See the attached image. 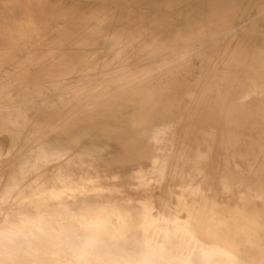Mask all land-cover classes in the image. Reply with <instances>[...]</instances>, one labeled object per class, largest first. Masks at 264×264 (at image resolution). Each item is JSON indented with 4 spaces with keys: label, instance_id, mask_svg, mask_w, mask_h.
Wrapping results in <instances>:
<instances>
[{
    "label": "bare ground",
    "instance_id": "bare-ground-1",
    "mask_svg": "<svg viewBox=\"0 0 264 264\" xmlns=\"http://www.w3.org/2000/svg\"><path fill=\"white\" fill-rule=\"evenodd\" d=\"M195 1L139 48L105 26L116 65L0 66V264H264V46L218 52L238 32Z\"/></svg>",
    "mask_w": 264,
    "mask_h": 264
},
{
    "label": "rangeland",
    "instance_id": "rangeland-1",
    "mask_svg": "<svg viewBox=\"0 0 264 264\" xmlns=\"http://www.w3.org/2000/svg\"><path fill=\"white\" fill-rule=\"evenodd\" d=\"M15 1L0 0V66H3L2 70L4 69L6 73L12 75L56 73L62 70L56 68L59 65H64L61 62L70 65H80L85 60L83 62L85 66L89 63L93 67L108 64L113 66L118 64L116 50L119 47H123V45L118 46L115 40L104 36L108 31L104 30L105 26H110L113 31H128L123 41L127 43L125 47L132 46L131 49H134L139 48L138 43L141 41L151 40V36L160 39L164 33V38L166 40L169 39L171 16L174 19H178L177 23L173 24L175 28L172 29V33L174 34V32L179 30L180 26L183 27L185 25L183 23L184 19L190 20L188 25L193 26L197 25L195 23L197 21L205 22L208 15L207 6L194 5L195 0ZM220 1L221 4L217 10L221 17V21L218 24H221V26L218 29L227 25L238 33L221 39L218 52L220 50L234 49L241 42L250 44L252 47H263L264 37L259 36V34L264 33V17L260 11L264 7V0H235V3L231 6L226 4L227 0ZM14 4L22 7H16ZM25 6L26 8H24ZM132 17L133 19H131ZM29 18L32 19V22L27 21ZM103 19L106 21H101ZM215 29L217 30V28ZM190 30L194 36L198 34V29L193 28ZM49 51L50 53H48ZM132 56L134 58H146L149 55L140 53L137 56ZM81 57L83 58L81 59ZM65 58H67V61ZM148 61L149 65L153 63L150 60L137 63L147 65ZM195 61L197 62V59ZM130 63H134V60ZM47 65L49 68H43ZM37 66L38 68H36ZM64 71L73 73L71 68ZM78 74L76 72L75 76ZM253 138L254 135L249 130H245L241 135L240 142L246 143ZM243 151V147L235 146L229 152L231 155L236 156ZM238 190L245 192V188L242 186H238ZM157 193L160 194L161 192L157 191ZM228 197L229 195L226 194L221 200L227 201L229 200Z\"/></svg>",
    "mask_w": 264,
    "mask_h": 264
}]
</instances>
